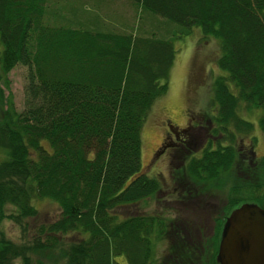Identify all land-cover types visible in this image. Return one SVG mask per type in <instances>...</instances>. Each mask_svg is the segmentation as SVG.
I'll return each mask as SVG.
<instances>
[{
    "label": "trees",
    "instance_id": "16d2710c",
    "mask_svg": "<svg viewBox=\"0 0 264 264\" xmlns=\"http://www.w3.org/2000/svg\"><path fill=\"white\" fill-rule=\"evenodd\" d=\"M130 1L181 26V34L198 26L219 39L218 66L225 73L212 86L214 120L223 133L250 132L253 124L239 114L244 103L260 111L264 135V0ZM47 2L0 0V85L18 63L29 70L22 110L7 101L0 117V217L10 207L8 217L25 230L40 199L55 202L60 214L28 244H15L0 230V264H156L155 244L166 234L181 249L180 259L195 262L196 246L190 248L167 217L115 213L160 190L159 180L141 171V129L167 91L172 39L49 25L43 20ZM162 144L175 147L165 139ZM181 145L176 149L189 146ZM240 154L234 144L217 143L188 158L184 176L199 185L247 162L264 176V159L254 155L252 143L248 155ZM251 186L236 187L241 191H233L228 213L217 219L210 264L229 212L243 203L264 209V197L237 198ZM68 234L77 238L65 242Z\"/></svg>",
    "mask_w": 264,
    "mask_h": 264
},
{
    "label": "rangeland",
    "instance_id": "374dc122",
    "mask_svg": "<svg viewBox=\"0 0 264 264\" xmlns=\"http://www.w3.org/2000/svg\"><path fill=\"white\" fill-rule=\"evenodd\" d=\"M46 6L43 20L49 25L154 34L172 39L175 56L169 71L167 91L156 98L141 129V171L156 177L160 190L152 197L116 208L115 213L120 217L139 214L167 217L173 221L175 229L180 230L177 232L184 235L187 245L197 248L198 256H193L195 262L189 261L187 256L180 259L181 249L174 244L175 239L166 234L167 239L158 240L155 244L156 264H185L181 260L189 261L186 264H210L212 249L209 248L213 247L211 239L216 231L217 219L228 213L230 200L235 197L233 191H241L236 187L252 183L251 188L245 189L237 198L264 197V176L255 174L256 167L250 162L243 170L235 169L215 181L199 185L184 176L187 159L199 157L205 148H216L217 143L222 146L234 144L241 151L240 157L243 153L248 155L247 150L252 143L254 155L258 160L264 159V135L258 125V109H247L244 103L239 105V114L253 124L248 133L234 131V136L223 133L214 120L215 106L210 102L212 86L214 80L225 73L218 66L221 53L219 39L204 36L198 26H192L188 33L181 34V26L144 13L130 0H48ZM28 72L27 66L18 63L9 71L7 85H0V117L7 108V101L12 102L17 111L22 110ZM168 120L186 128L190 135L189 146L185 149L164 148L160 153L164 139L170 143L166 128ZM3 156L4 152L0 149V160ZM34 206L37 214L27 219L25 230L8 217L12 211L10 207L1 211L0 230L15 244L30 243L41 227L59 217L60 209L51 200H35ZM169 230L171 232L173 228ZM174 234L178 236L176 231ZM63 238L69 242L77 236L68 234ZM173 244L175 248L171 251L169 249ZM118 260L124 262L123 257Z\"/></svg>",
    "mask_w": 264,
    "mask_h": 264
},
{
    "label": "water",
    "instance_id": "95a60500",
    "mask_svg": "<svg viewBox=\"0 0 264 264\" xmlns=\"http://www.w3.org/2000/svg\"><path fill=\"white\" fill-rule=\"evenodd\" d=\"M216 259L218 264H264V209L243 203L230 212Z\"/></svg>",
    "mask_w": 264,
    "mask_h": 264
},
{
    "label": "flooded vegetation",
    "instance_id": "af4514ba",
    "mask_svg": "<svg viewBox=\"0 0 264 264\" xmlns=\"http://www.w3.org/2000/svg\"><path fill=\"white\" fill-rule=\"evenodd\" d=\"M190 126H188L189 128ZM166 128H167V136H169L170 138V145L171 146H178V145H181V144H188V140H189V133L187 132L186 128L185 127H178L176 124H172L170 120H168L167 124H166ZM182 146V145H181ZM163 147V144L162 146ZM165 149H167L168 147L165 146L164 147ZM164 148H161V151L160 153L163 152V149ZM217 260H215V264L217 263L216 262Z\"/></svg>",
    "mask_w": 264,
    "mask_h": 264
}]
</instances>
